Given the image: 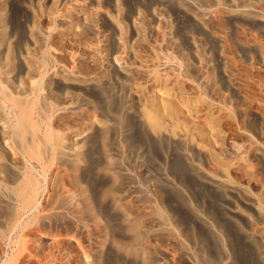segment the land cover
<instances>
[{"label": "rangeland", "instance_id": "obj_1", "mask_svg": "<svg viewBox=\"0 0 264 264\" xmlns=\"http://www.w3.org/2000/svg\"><path fill=\"white\" fill-rule=\"evenodd\" d=\"M0 264H264V0H0Z\"/></svg>", "mask_w": 264, "mask_h": 264}, {"label": "bare ground", "instance_id": "obj_2", "mask_svg": "<svg viewBox=\"0 0 264 264\" xmlns=\"http://www.w3.org/2000/svg\"><path fill=\"white\" fill-rule=\"evenodd\" d=\"M20 105V104H19ZM21 106V105H20ZM22 107V106H21ZM20 111V110H19ZM21 121L24 122V123H27L28 122V112H27V109H24V110H21ZM29 111V110H28ZM31 122V121H30ZM29 125V124H28ZM30 127V126H29ZM21 129V128H20ZM20 135V134H19Z\"/></svg>", "mask_w": 264, "mask_h": 264}]
</instances>
